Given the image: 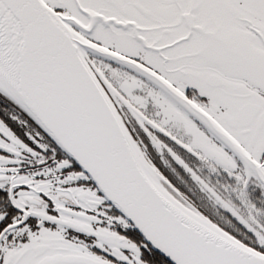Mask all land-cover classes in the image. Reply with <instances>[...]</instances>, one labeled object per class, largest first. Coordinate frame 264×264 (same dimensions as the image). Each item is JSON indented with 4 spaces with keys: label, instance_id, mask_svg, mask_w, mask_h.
<instances>
[{
    "label": "snow or ice",
    "instance_id": "snow-or-ice-1",
    "mask_svg": "<svg viewBox=\"0 0 264 264\" xmlns=\"http://www.w3.org/2000/svg\"><path fill=\"white\" fill-rule=\"evenodd\" d=\"M0 264H264V0H0Z\"/></svg>",
    "mask_w": 264,
    "mask_h": 264
}]
</instances>
